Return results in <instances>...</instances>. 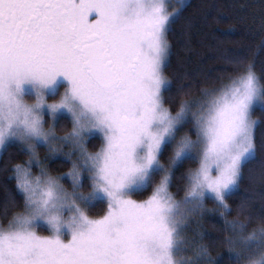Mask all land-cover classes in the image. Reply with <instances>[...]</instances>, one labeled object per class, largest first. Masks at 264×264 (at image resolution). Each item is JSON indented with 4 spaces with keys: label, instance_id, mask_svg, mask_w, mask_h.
Masks as SVG:
<instances>
[{
    "label": "snow or ice",
    "instance_id": "snow-or-ice-1",
    "mask_svg": "<svg viewBox=\"0 0 264 264\" xmlns=\"http://www.w3.org/2000/svg\"><path fill=\"white\" fill-rule=\"evenodd\" d=\"M176 15L167 0H0V152L18 144L30 157L7 178L19 202L0 220V264H216L202 244L188 255L186 221L207 200L231 211L258 148L264 72L236 55L219 89L166 99ZM57 143L70 170L53 175L37 148L52 160ZM225 224L228 264H264V226Z\"/></svg>",
    "mask_w": 264,
    "mask_h": 264
},
{
    "label": "trees",
    "instance_id": "trees-1",
    "mask_svg": "<svg viewBox=\"0 0 264 264\" xmlns=\"http://www.w3.org/2000/svg\"><path fill=\"white\" fill-rule=\"evenodd\" d=\"M185 1L177 11L168 33L171 45L165 76L171 81V87L165 92L170 101H189L201 97L205 90H211L226 84L230 77L236 75L229 58L243 56L246 64H252L258 75L264 72V0H176ZM175 107V104H172ZM258 121L255 129L258 145L255 156L244 167L243 178L238 189L228 199L231 209L223 216V209H218L212 200L205 202L206 213H199L191 219L185 237L193 245L188 255H192L194 247L200 244L208 249L209 257L216 264H228L234 255L229 251L227 241L232 232L225 224L239 221L248 225L247 232L264 226V110L255 108L252 114ZM62 124L57 133L65 135L69 131ZM100 141L92 138L89 149L98 151ZM28 160L17 145H11L0 157V220L5 208L9 212L16 211L13 199L19 202L14 191L12 176L13 163ZM162 163H167V156ZM47 167L53 175L66 173L69 164L63 160L49 161ZM194 167L185 165L182 172ZM68 187L67 181H63ZM182 186L180 173H177L176 186L171 189L177 193ZM150 193L134 196L144 199ZM179 192L177 200L183 198ZM104 206L95 207L91 215L99 216ZM10 218V217H9Z\"/></svg>",
    "mask_w": 264,
    "mask_h": 264
},
{
    "label": "rangeland",
    "instance_id": "rangeland-1",
    "mask_svg": "<svg viewBox=\"0 0 264 264\" xmlns=\"http://www.w3.org/2000/svg\"><path fill=\"white\" fill-rule=\"evenodd\" d=\"M184 3H185V1H176V0H167V4H168V10L170 11V12H177L183 5H184ZM168 61V60H167ZM166 64H167V62H166ZM220 87H218V88H215V89H219ZM215 89H211V90H215ZM211 90H209V91H211ZM200 98V97H199ZM199 98H197V99H199ZM197 99H194V100H197ZM193 99L192 100H189V101H194ZM31 102V101H30ZM51 102H53V101H49V103H51ZM255 108H261L259 105H257V106H255L254 107V109ZM252 118H253V116H252ZM254 119V118H253ZM255 120V119H254ZM184 132H191V125H189L187 128H185L184 129ZM58 136H64V135H60V134H58V133H56ZM183 134V133H182ZM94 138V137H93ZM96 138V137H95ZM13 145H17V146H19L18 144H13ZM11 146V145H10ZM59 149H60V152L56 155V157L54 158V159H52V160H45V157L46 156H49L50 154L48 153V151H47V149L46 148H44V147H38L37 148V152H38V155H39V158H40V161L41 162H43L46 166L48 165V162L49 161H53V160H63V161H65V157H64V153H67V152H70L71 151V148L70 147H68V146H65V145H63V144H60V143H57V145H56ZM88 148H89V145H88ZM89 151H90V149H89ZM3 154V152H0V157H1V155ZM30 157L28 156V159H29ZM34 170L35 171H38V168H36L35 166H34ZM70 170V165H69V169H68V171ZM67 171V172H68ZM66 172V173H67ZM67 181V180H66ZM63 182V181H62ZM64 183V182H63ZM67 183H68V186H69V182L67 181ZM66 186V185H65ZM67 187V186H66ZM206 209H205V206H204V208L199 212V213H206V211H205ZM199 213H197V214H193L192 216H190V217H188V219H187V223L189 222V221H191V219H193L194 217L196 218L197 217V215L199 214ZM42 234H44V235H47L48 233H47V231L46 230H44L43 232H42ZM187 239V238H186ZM188 240V239H187Z\"/></svg>",
    "mask_w": 264,
    "mask_h": 264
}]
</instances>
